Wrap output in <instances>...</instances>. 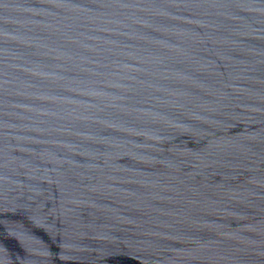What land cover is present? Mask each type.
I'll return each instance as SVG.
<instances>
[{"label":"water","instance_id":"1","mask_svg":"<svg viewBox=\"0 0 264 264\" xmlns=\"http://www.w3.org/2000/svg\"><path fill=\"white\" fill-rule=\"evenodd\" d=\"M0 264H264V0H0Z\"/></svg>","mask_w":264,"mask_h":264}]
</instances>
